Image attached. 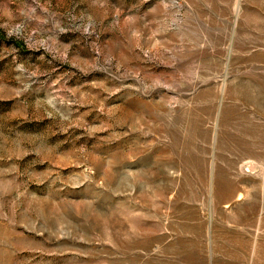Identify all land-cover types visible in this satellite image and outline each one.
I'll list each match as a JSON object with an SVG mask.
<instances>
[{"label":"rangeland","instance_id":"obj_1","mask_svg":"<svg viewBox=\"0 0 264 264\" xmlns=\"http://www.w3.org/2000/svg\"><path fill=\"white\" fill-rule=\"evenodd\" d=\"M0 264H264V0H0Z\"/></svg>","mask_w":264,"mask_h":264}]
</instances>
